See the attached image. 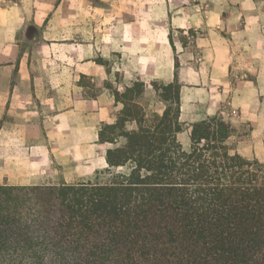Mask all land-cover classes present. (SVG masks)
<instances>
[{"label": "crops", "instance_id": "1", "mask_svg": "<svg viewBox=\"0 0 264 264\" xmlns=\"http://www.w3.org/2000/svg\"><path fill=\"white\" fill-rule=\"evenodd\" d=\"M220 3L208 14L198 55L190 56L189 48L181 55L180 41L171 38L172 31L195 25L189 11L0 0V185L99 182L110 169L100 131L124 108L106 82L120 92L144 82L145 111L163 114L152 84H171L177 74L181 121L190 127L223 117L238 129L229 142L232 153L264 163V43L259 28L243 20L253 2ZM108 31L113 36L103 37ZM179 139L190 148L188 132ZM26 162L39 169L25 173Z\"/></svg>", "mask_w": 264, "mask_h": 264}, {"label": "trees", "instance_id": "2", "mask_svg": "<svg viewBox=\"0 0 264 264\" xmlns=\"http://www.w3.org/2000/svg\"><path fill=\"white\" fill-rule=\"evenodd\" d=\"M152 86L163 114L145 111L144 82L113 89L109 182L0 185V264H264V163L232 153L223 117L181 121L178 74Z\"/></svg>", "mask_w": 264, "mask_h": 264}, {"label": "rangeland", "instance_id": "3", "mask_svg": "<svg viewBox=\"0 0 264 264\" xmlns=\"http://www.w3.org/2000/svg\"><path fill=\"white\" fill-rule=\"evenodd\" d=\"M221 1L222 0H166V2H164L163 0H93V4L95 5V7L101 8L102 10L111 11H113L114 8L163 9L165 12L189 11L192 18L196 20L195 25L190 29H177L174 33L172 31L171 38H174L176 41H180L181 46H179V52L181 53V55L184 54L182 48H189L191 50L190 56H197V50L200 49L198 47L199 40L204 37L208 25V14L215 8H220L222 4L220 3ZM252 2L253 9L248 10L247 13L250 12L249 16H244V24L257 26L259 29H257L258 33L256 32V36L259 35L258 39H260L264 43V0H252ZM107 19L108 21L113 22V16H109L107 17ZM250 35H253V33H250ZM109 36H113V32L111 33L108 31L107 33H103V37L108 38ZM247 38L246 41H248ZM176 55L179 56L177 48ZM114 60H116V58L112 59L111 62L113 63ZM118 80H120V76ZM84 83L91 84V82L88 80H85ZM106 84L113 90V86L110 82L107 81ZM144 100L145 97L143 96L141 98V102ZM241 132L242 134H246L248 132V128H244L243 130H241ZM38 167L39 166L36 162H26L25 173H34L39 169ZM123 172H129V168L127 167V169H124ZM111 178L112 176H110L108 173H103V175L99 176V181L102 183H106L109 182Z\"/></svg>", "mask_w": 264, "mask_h": 264}]
</instances>
